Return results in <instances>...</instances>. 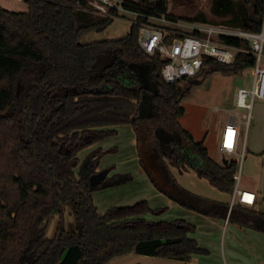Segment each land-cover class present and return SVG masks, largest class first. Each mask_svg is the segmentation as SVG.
<instances>
[{
  "label": "trees",
  "instance_id": "trees-1",
  "mask_svg": "<svg viewBox=\"0 0 264 264\" xmlns=\"http://www.w3.org/2000/svg\"><path fill=\"white\" fill-rule=\"evenodd\" d=\"M23 1L27 10L22 12L0 6V264H105L132 251L189 261L206 253L190 236L194 225L185 219H147L145 214L163 210L152 209L147 200L111 206L100 213L91 192L102 188V183L89 182L100 149L90 155L85 177L76 171L80 150L115 134L111 128L115 125L131 124L139 152L141 143L149 139L148 153L159 143L152 139L157 128L173 129L179 138L170 147L157 145L161 173L147 168V174L172 200L213 214L209 209L218 202L178 186L164 163L169 158L182 169H193L219 190L234 191L238 158L219 164L209 156L204 140L195 141L179 122L185 113L181 104L185 89L180 84L189 77L163 80L160 70L165 60L141 49L137 24L123 37L82 43L79 38L84 32L102 31L113 18L76 9L74 0ZM209 1L212 17L202 11L176 16L167 11V0H142L138 6L147 13L167 12L175 19L260 31L262 0ZM223 38L248 47L247 40ZM128 60L149 65L153 93L128 72ZM254 62L245 50L238 51L230 64L205 57L193 77L215 70L235 74ZM145 102L151 113L140 116ZM218 204L224 210L228 207ZM236 205L243 204L234 202L229 218ZM67 209L73 217L68 227L62 219ZM243 209L246 215L241 221H264V211ZM56 214L60 219L49 238L47 227Z\"/></svg>",
  "mask_w": 264,
  "mask_h": 264
},
{
  "label": "rangeland",
  "instance_id": "rangeland-1",
  "mask_svg": "<svg viewBox=\"0 0 264 264\" xmlns=\"http://www.w3.org/2000/svg\"><path fill=\"white\" fill-rule=\"evenodd\" d=\"M209 5V0H167V11L176 16H192L196 12L202 11L207 16L212 17L209 13ZM0 6L12 11L22 12L27 10V5L23 0H0ZM130 26L131 22L128 17H116L104 30L86 31L79 39L82 43L117 39L126 35ZM125 63L132 77L148 92L153 93L155 82L149 65L144 62L138 63L131 60L125 61ZM188 79L190 80L182 81L180 84L185 89L184 97L181 101L182 106L185 108V113L179 119L180 124L191 131L195 141H200L205 137L204 145L208 150L209 156L219 164L235 159L218 149L219 136L215 134V129L220 124L217 123V119L219 118L220 121L225 120L226 113L223 112L219 116V113L213 111V107L217 105L219 107L234 108V92L236 89L242 86L249 87L252 83L250 69H244L235 74H224L220 70L208 71L200 77H189ZM147 99L148 97L145 98V100ZM256 102H259V100H256ZM236 110L242 112V109ZM139 113L140 116L142 114L148 116L151 113L150 106L145 102L141 106ZM111 128L116 131L115 134L85 146L78 154L82 164L92 153L99 149L101 150L96 168L108 170L106 179L108 185L91 192L94 205L98 211L104 213L111 206L130 205L140 200H147L152 209H163L160 213L147 214V219L152 221H173L183 218L194 225L193 235L199 232L197 226L199 225V214L160 192L152 183L146 171L149 168V170H155L156 174L161 173V166L158 163L157 145L160 144L162 148L170 147L179 138L178 134L173 129L157 128L153 132L152 139L158 140L159 143L153 148L151 153H148L146 148L149 139L141 143L140 152L136 142L134 144L131 143L133 136L135 139L137 138L131 124H118ZM252 134L253 124L251 119L244 145H246L247 137L249 138ZM164 163H166V168L175 183L193 194L202 195L199 194V190L202 189L203 183L210 184L207 179H201L193 169L187 167L182 170L183 172H180L182 168L169 158H164ZM242 163L241 167L243 166ZM80 165L76 171L80 169ZM242 179L243 177L241 176L240 181ZM148 181L151 184L147 183ZM65 208L67 207L65 206ZM68 210L62 212V219L67 227L69 222L73 223V217L70 216ZM59 219L57 214L51 218L47 227V237L52 238L54 236ZM220 241L221 243L223 242L221 238ZM204 249L206 250L204 254H209L208 250ZM224 264L226 263L224 262Z\"/></svg>",
  "mask_w": 264,
  "mask_h": 264
},
{
  "label": "built area",
  "instance_id": "built-area-1",
  "mask_svg": "<svg viewBox=\"0 0 264 264\" xmlns=\"http://www.w3.org/2000/svg\"><path fill=\"white\" fill-rule=\"evenodd\" d=\"M151 1V0H150ZM262 25L258 32L230 27L221 23L175 19L167 12L147 13L139 7L142 0H74L76 9L99 16L128 17L131 25H138L137 42L150 55L165 60L160 76L165 82H175L195 76L203 65L205 57L223 64L234 61L236 53L245 50L254 56L255 62L249 68L252 83L234 92V108L214 106L213 111L226 113L221 124L218 149L227 155H237L239 168L234 174L235 187L231 204L238 202L246 206L255 204V193L239 187L241 163L244 156V142L247 135L252 110L256 100L264 101V0ZM115 11L116 13H114ZM146 17L141 20L140 17ZM224 36L248 41V47H239L224 40ZM236 109H242L238 112Z\"/></svg>",
  "mask_w": 264,
  "mask_h": 264
},
{
  "label": "crops",
  "instance_id": "crops-1",
  "mask_svg": "<svg viewBox=\"0 0 264 264\" xmlns=\"http://www.w3.org/2000/svg\"><path fill=\"white\" fill-rule=\"evenodd\" d=\"M256 103L251 118L253 134L247 137L246 145H244L243 166L241 167L243 179L239 182L240 188L255 193V204L253 206L240 204L242 207L236 205L232 218H229L233 193L224 192L212 184L203 183L199 194L207 199L228 205L224 210L221 204L217 203L214 208L209 209V212L213 214L193 210L199 214V225H197L199 232L195 235L190 233V236L199 243L201 248H206L209 254H197L189 261H182L132 251L115 257L105 264H224V262L226 264H264V221H257V219L254 222L241 221V217L246 215L243 207L255 212L264 211V101L259 100ZM217 123L220 124L218 119ZM220 131L221 124L215 129V134L219 136ZM135 142L136 139L133 136L131 143ZM230 157L236 159L238 156L230 155ZM223 164H226L225 161ZM98 170L96 168L95 172ZM182 170L180 169V172H183ZM147 214L144 216L146 217ZM220 238L223 240V248Z\"/></svg>",
  "mask_w": 264,
  "mask_h": 264
},
{
  "label": "water",
  "instance_id": "water-1",
  "mask_svg": "<svg viewBox=\"0 0 264 264\" xmlns=\"http://www.w3.org/2000/svg\"><path fill=\"white\" fill-rule=\"evenodd\" d=\"M151 1H156V0H151ZM90 159V156L85 159L82 164L80 165L79 171L81 172V175L85 177V175L89 172L90 168L88 166V161ZM97 160V159H96ZM108 170H99L95 173H93L89 177V182L91 185L102 183V188L106 187L108 185V181L105 179L107 177Z\"/></svg>",
  "mask_w": 264,
  "mask_h": 264
}]
</instances>
